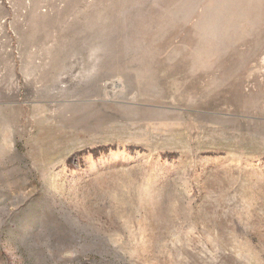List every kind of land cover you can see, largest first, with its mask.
<instances>
[{
    "label": "rangeland",
    "instance_id": "374dc122",
    "mask_svg": "<svg viewBox=\"0 0 264 264\" xmlns=\"http://www.w3.org/2000/svg\"><path fill=\"white\" fill-rule=\"evenodd\" d=\"M0 264H264V0H0Z\"/></svg>",
    "mask_w": 264,
    "mask_h": 264
}]
</instances>
